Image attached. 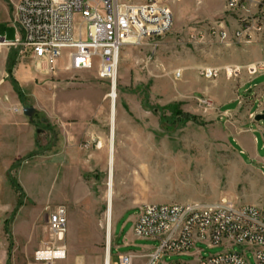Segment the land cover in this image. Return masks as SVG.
<instances>
[{
	"label": "rangeland",
	"instance_id": "rangeland-1",
	"mask_svg": "<svg viewBox=\"0 0 264 264\" xmlns=\"http://www.w3.org/2000/svg\"><path fill=\"white\" fill-rule=\"evenodd\" d=\"M16 2L0 0V37L6 40L16 36L11 22ZM224 5V0H170L172 12L179 7L170 30L153 45L120 54L113 99L96 67L63 71L41 64L38 70L30 55L0 46V54L7 52L5 71L11 60L22 62L29 80L19 84L14 64L1 80L0 65V264H105L107 248L116 264L118 253L156 244L140 239L122 244L142 204L264 202L258 166L245 154L239 157L218 105L204 93L219 97L225 86L219 77L239 83L237 71L247 69L235 66L255 62L264 52L233 37L209 43L189 38L220 19ZM208 68L217 75L200 73ZM177 70L181 76H174ZM27 105L35 110L31 118L22 111ZM59 205L67 224L63 242L56 244L46 215ZM58 245L65 250L62 259H35L37 250ZM196 247L204 256L222 249ZM247 259L255 264L250 252Z\"/></svg>",
	"mask_w": 264,
	"mask_h": 264
},
{
	"label": "built area",
	"instance_id": "built-area-1",
	"mask_svg": "<svg viewBox=\"0 0 264 264\" xmlns=\"http://www.w3.org/2000/svg\"><path fill=\"white\" fill-rule=\"evenodd\" d=\"M169 1L18 0L11 20L15 39L0 37V46L30 55L38 70L41 64L56 68L54 63L63 57L67 61L63 71L96 67L97 77L114 89L121 50L153 45L170 30ZM225 10L237 19L232 34L235 42L264 48V0H225ZM189 38L199 43L224 42L227 32L209 25L191 32ZM256 70H264V63L249 68L250 72ZM217 72L205 69L200 73L212 78ZM179 75L177 71L175 76ZM46 224L54 243L61 244L67 224L65 208L59 205L48 211ZM132 233L156 243L145 264H250L248 252L255 264H264V206L227 201L142 204ZM198 243L222 249L204 256L196 247ZM60 251V255H53ZM167 255L191 259L165 261ZM64 256L62 245L35 252L38 261ZM132 259L131 255H119L116 264H133Z\"/></svg>",
	"mask_w": 264,
	"mask_h": 264
},
{
	"label": "crops",
	"instance_id": "crops-1",
	"mask_svg": "<svg viewBox=\"0 0 264 264\" xmlns=\"http://www.w3.org/2000/svg\"><path fill=\"white\" fill-rule=\"evenodd\" d=\"M177 8L179 7L174 6V8H172V14L176 12ZM209 25H214L215 27L224 29L227 32V37L231 38L233 30L237 25V19L235 15L231 14L230 12H226V10L224 9V12H222V16L220 19L212 22L211 24L196 28L195 30H193V32L205 29ZM249 46L253 48V51L259 50L261 52H264V48L259 45ZM126 49L127 47H124L121 54L126 55ZM6 60L7 52H2L0 54V65L2 69L1 80L5 79L8 74L5 71ZM66 63L67 61L63 57L57 60L54 63V66L58 68V70H61V68L66 65ZM258 63H264V55L258 58L255 62L244 61L243 63H240V65L235 66L237 68H239L240 66L247 69V71L243 70L241 73L239 70L237 71L236 75L241 74V80L239 83L226 78L224 75H221L219 79H222L225 86L220 90L219 97L218 95L217 97H215L207 93L206 91H204V93L207 97L205 99L209 101L210 104L218 105L220 118L224 119V121L227 122V126L229 128L228 141H233L239 146L238 150H235L234 148L233 149L238 153L239 157L240 154H245L249 159V164H256L261 172L262 177H264V118H261L259 120L255 119L257 115H264V70L256 72L249 71L250 67ZM177 71L180 73L179 76H181V72L179 70ZM13 73L21 86L22 84L29 83L28 69L25 68V65L22 62H14ZM216 80L217 78L212 79L209 81V83L215 84L217 82ZM257 80L259 81L256 82ZM233 87L235 88L234 92ZM241 90L243 91L242 94L240 93ZM231 103H235V106L229 108L228 104ZM15 108L18 109L19 107L16 106ZM241 204L264 206V202L260 203L255 200ZM135 217H133V220L135 219ZM135 239L140 238L134 236L131 229V235L129 239L123 238L122 244L125 247H129L133 244ZM153 247L154 246L146 247L144 245L142 250L139 252L130 251L125 253H118L117 258L119 257V255H131L133 257V264H145L147 261V254L151 252ZM109 254V264H111L112 248H110Z\"/></svg>",
	"mask_w": 264,
	"mask_h": 264
},
{
	"label": "bare ground",
	"instance_id": "bare-ground-1",
	"mask_svg": "<svg viewBox=\"0 0 264 264\" xmlns=\"http://www.w3.org/2000/svg\"><path fill=\"white\" fill-rule=\"evenodd\" d=\"M109 97H111L112 99L115 97V90L112 88L111 92L108 94ZM111 113H114L113 107L111 109ZM111 156H110V161H111ZM108 194H107V201H108V229H107V244L109 242V232H110V225H109V216H110V209H111V197H112V180L111 177H109L108 180ZM61 251L58 253H53V255H60ZM105 264H109V255H108V248L106 250V258H105Z\"/></svg>",
	"mask_w": 264,
	"mask_h": 264
},
{
	"label": "water",
	"instance_id": "water-1",
	"mask_svg": "<svg viewBox=\"0 0 264 264\" xmlns=\"http://www.w3.org/2000/svg\"><path fill=\"white\" fill-rule=\"evenodd\" d=\"M22 111L25 115H28L30 118L35 114V110L32 105L22 106ZM264 118V115H257L256 120Z\"/></svg>",
	"mask_w": 264,
	"mask_h": 264
},
{
	"label": "trees",
	"instance_id": "trees-1",
	"mask_svg": "<svg viewBox=\"0 0 264 264\" xmlns=\"http://www.w3.org/2000/svg\"><path fill=\"white\" fill-rule=\"evenodd\" d=\"M8 63H9V66H8L7 71H8V73H10V72H11V67H12L13 64H14V61L11 60V62H8ZM17 92H19V94H21V92H20L19 89H17ZM21 98H22V97H21Z\"/></svg>",
	"mask_w": 264,
	"mask_h": 264
}]
</instances>
